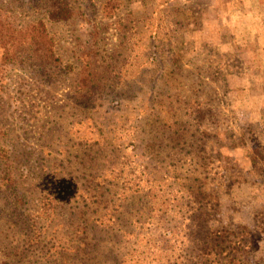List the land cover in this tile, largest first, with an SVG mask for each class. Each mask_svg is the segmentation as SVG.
I'll return each instance as SVG.
<instances>
[{"label": "rangeland", "instance_id": "374dc122", "mask_svg": "<svg viewBox=\"0 0 264 264\" xmlns=\"http://www.w3.org/2000/svg\"><path fill=\"white\" fill-rule=\"evenodd\" d=\"M65 1L0 0L57 59L0 66V264H214L222 228L264 264V20L238 43L244 0Z\"/></svg>", "mask_w": 264, "mask_h": 264}, {"label": "trees", "instance_id": "16d2710c", "mask_svg": "<svg viewBox=\"0 0 264 264\" xmlns=\"http://www.w3.org/2000/svg\"><path fill=\"white\" fill-rule=\"evenodd\" d=\"M45 1L48 3L47 15L49 19L53 21H64L69 19L71 10L65 0ZM26 45L29 48L31 46H35L37 49H43L46 55L51 57L53 60H57L53 56L50 39L43 22L39 21L38 23L28 27H19L10 18L4 15L0 9V66L15 64L17 61H21L23 59L21 56L23 52L22 49L25 48ZM253 168H255V165H253ZM200 191L204 192V190ZM191 197L196 201V203H198L202 197L201 192L192 195ZM205 206L206 204L202 203L200 208ZM230 233L231 231L229 229L222 228L217 230L215 237L212 239L210 235H207V233L206 236H204L199 242L204 245V247L201 246L199 248L200 251L204 250V255H214V259L212 260V263L214 264H219L222 260L226 261L227 264H245L244 262L236 259L233 255L243 249L244 246L246 247V239H242L243 242L238 241L237 247L228 251V248H226L223 243ZM227 253H229V257L224 259L223 255H227ZM232 253L234 254L231 255ZM208 263L209 260H205L202 264Z\"/></svg>", "mask_w": 264, "mask_h": 264}, {"label": "crops", "instance_id": "0c3cea01", "mask_svg": "<svg viewBox=\"0 0 264 264\" xmlns=\"http://www.w3.org/2000/svg\"><path fill=\"white\" fill-rule=\"evenodd\" d=\"M262 0H244L243 11L234 13V16H230L227 21V29L231 33L238 43H244L245 41L255 40L257 37H261L260 23L264 20V13L259 16L258 13L262 12L261 9Z\"/></svg>", "mask_w": 264, "mask_h": 264}]
</instances>
